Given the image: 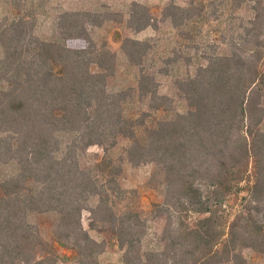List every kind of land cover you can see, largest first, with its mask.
<instances>
[{
	"label": "trees",
	"instance_id": "obj_1",
	"mask_svg": "<svg viewBox=\"0 0 264 264\" xmlns=\"http://www.w3.org/2000/svg\"><path fill=\"white\" fill-rule=\"evenodd\" d=\"M250 3L253 17L230 38V51L205 56L177 82L185 112H167L158 72L141 68L146 42L124 39V58L138 68L136 90L149 101L136 117L123 112L129 89H107L116 69L110 52L26 37L24 20L0 22V264L65 257L99 264L105 243L84 228L87 209L91 230L110 237L122 264H244L243 250L264 243V0ZM162 15L175 28L193 22L194 30L207 14L203 4L171 3ZM63 19V37L89 40L84 21ZM153 20L147 5L133 4L131 28L145 30ZM118 137L130 141V164L152 163L164 175L163 202L153 206L163 208L166 224L152 245L144 243L140 215L116 214L92 172L110 169L107 186L119 190L109 156ZM94 145L105 154L90 165ZM240 197L246 203L230 219L224 207Z\"/></svg>",
	"mask_w": 264,
	"mask_h": 264
},
{
	"label": "rangeland",
	"instance_id": "obj_2",
	"mask_svg": "<svg viewBox=\"0 0 264 264\" xmlns=\"http://www.w3.org/2000/svg\"><path fill=\"white\" fill-rule=\"evenodd\" d=\"M251 0H0V22L11 24L14 20H24L22 27L26 37L35 36L39 39L62 41L72 49L87 50L98 53L110 52L109 62L116 61V69L107 81L109 92L129 89L127 103L124 106L125 116L136 117L147 111L149 101L136 90V75L138 68L124 58L122 42L126 38L146 42V53L143 56L142 67L147 71H156L158 94L170 98L165 102L171 109L167 112H185L187 101L177 87L179 80L194 75L198 65L203 63L205 56L214 52L226 54L230 51L229 40L237 37L253 17L250 8ZM147 5L153 15L152 26L142 31H135L128 24L129 14L133 4ZM187 7L190 3L205 7L206 19L200 20V27L193 30V22L182 23L178 28L166 20L162 12L168 4ZM72 14L75 20L84 21L89 40L84 38H65L61 31L64 16ZM204 21V22H203ZM202 24V25H201ZM193 30L194 34H187ZM189 36L187 38V36ZM192 37V38H191ZM145 48V47H144ZM98 53L95 58H98ZM1 55V53H0ZM113 57V58H112ZM106 64V63H104ZM108 66V65H106ZM98 71V67H93ZM131 89V90H130ZM126 102V101H125ZM166 112L160 113L166 117ZM171 114V113H170ZM171 117V115H170ZM146 120H149L147 117ZM130 145L129 139L118 137L116 144L109 151L113 164L118 166L116 178L119 190L107 186L105 174L110 169H95L93 174L100 176L99 184H105V195L110 198L112 210L120 215L132 213L140 215L142 229L146 232L145 242L155 244L162 234L166 224L165 217H159L164 199V175L158 166L152 163L134 166L126 157ZM87 163L100 161L105 154L102 146H91ZM87 159V158H86ZM100 170V171H99ZM8 171V170H7ZM105 188V187H104ZM243 196V195H241ZM245 196V195H244ZM96 203L93 198L90 206ZM246 200L237 199L227 204L226 214L233 218ZM224 213V212H223ZM264 218V211H263ZM36 220V218H34ZM94 218L90 210L82 213L84 228L105 243L104 251L99 255V264H122L123 252L115 246L106 234L97 235L91 230ZM42 228H44L42 226ZM44 236L49 232L44 228ZM66 254V253H65ZM244 264H264V243L258 249L243 250ZM59 264H79L76 258H67ZM233 264V263H228Z\"/></svg>",
	"mask_w": 264,
	"mask_h": 264
}]
</instances>
